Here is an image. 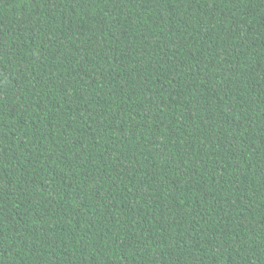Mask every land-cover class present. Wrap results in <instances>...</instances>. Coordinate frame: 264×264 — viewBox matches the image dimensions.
Masks as SVG:
<instances>
[{
  "label": "trees",
  "instance_id": "trees-1",
  "mask_svg": "<svg viewBox=\"0 0 264 264\" xmlns=\"http://www.w3.org/2000/svg\"><path fill=\"white\" fill-rule=\"evenodd\" d=\"M0 264H264V0H0Z\"/></svg>",
  "mask_w": 264,
  "mask_h": 264
}]
</instances>
